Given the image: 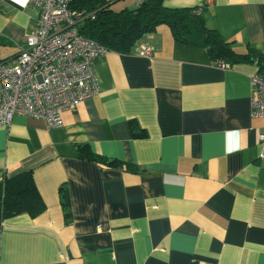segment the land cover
Listing matches in <instances>:
<instances>
[{"label": "crops", "instance_id": "0c3cea01", "mask_svg": "<svg viewBox=\"0 0 264 264\" xmlns=\"http://www.w3.org/2000/svg\"><path fill=\"white\" fill-rule=\"evenodd\" d=\"M111 1L133 10L142 0ZM203 5L237 52L264 53V0L164 1ZM38 20L28 0H0L2 59L20 51ZM142 42L151 58L138 55ZM218 63L160 25L132 53L97 58L98 92L63 112L62 126L15 115L0 127V183L32 171L46 205L0 224V264H264V119L251 117L258 67ZM131 121L145 138L132 136ZM77 144L142 171L102 169Z\"/></svg>", "mask_w": 264, "mask_h": 264}, {"label": "built area", "instance_id": "2783aa9c", "mask_svg": "<svg viewBox=\"0 0 264 264\" xmlns=\"http://www.w3.org/2000/svg\"><path fill=\"white\" fill-rule=\"evenodd\" d=\"M71 1L30 0L39 10L38 26L15 57L0 59V127L16 114L61 126L63 112L98 92L93 65L107 50L78 33L76 25L90 14L72 11ZM151 52V46L141 45L142 55ZM252 87V117L264 119L261 73L252 79Z\"/></svg>", "mask_w": 264, "mask_h": 264}, {"label": "trees", "instance_id": "16d2710c", "mask_svg": "<svg viewBox=\"0 0 264 264\" xmlns=\"http://www.w3.org/2000/svg\"><path fill=\"white\" fill-rule=\"evenodd\" d=\"M165 0H142L136 9L116 10L111 0H72L70 9L75 12L94 14L79 25V34L89 38L109 51L130 54L138 41L147 33L167 25L174 39L183 44H193L207 49L214 61L225 63H256L258 73L264 76V53L250 48L247 53L235 50L208 24L207 6L198 8H167ZM252 117V109H251ZM130 132L134 138H145V130L131 121ZM76 151L81 159L91 161L102 169L120 170L132 174L140 173L139 165L117 158L95 153L89 144H77ZM0 219L7 220L19 214L32 218L46 210V205L36 186L32 171H24L0 183ZM60 200L65 222L70 225L72 209L67 185L60 187Z\"/></svg>", "mask_w": 264, "mask_h": 264}, {"label": "rangeland", "instance_id": "374dc122", "mask_svg": "<svg viewBox=\"0 0 264 264\" xmlns=\"http://www.w3.org/2000/svg\"><path fill=\"white\" fill-rule=\"evenodd\" d=\"M28 2L30 3V0H28ZM142 2V1H141ZM140 2V3H141ZM69 8H70V4H69ZM198 9H200V8H198ZM116 10H118V8H116ZM75 12V11H74ZM89 16H94V14H90ZM86 18H88V17H86ZM85 19V18H84ZM83 19V20H84ZM83 20H81L77 25H76V27H77V30H78V25L83 21ZM161 26H164V25H161ZM78 33H79V31H78ZM82 36V35H81ZM25 37H26V35H25ZM82 37H84V36H82ZM84 38H86V37H84ZM89 39V38H88ZM141 40V39H140ZM139 40V41H140ZM138 41V42H139ZM95 42V41H94ZM97 43V42H96ZM144 42H142V43H139V45L137 46V53H138V55H140V56H142V57H146V58H151L152 56H153V52H154V48H153V46H151L150 44H148V43H146V44H148L149 46H151L152 47V52H151V55L150 56H145V55H142L141 54V45L143 44ZM98 44V43H97ZM137 45V44H136ZM101 46V45H100ZM103 47V46H102ZM105 48V47H104ZM135 48H136V46H135ZM134 48V49H135ZM106 49V48H105ZM107 50V49H106ZM20 52V51H19ZM18 52V53H19ZM109 52V50H107V52L106 53H108ZM133 52V51H132ZM17 53V54H18ZM105 53V54H106ZM16 54V55H17ZM16 55H14V56H12V57H9V58H7V59H2L1 57H0V59L1 60H3V61H5V60H8V59H11V58H13V57H15ZM104 55V54H103ZM100 56H102V55H100ZM100 56H98V57H100ZM97 57V58H98ZM97 58H96V60H97ZM96 60H95V62H96ZM95 62H94V64H95ZM221 65H225L224 63H223V61H221V63H220ZM93 71H94V65H93ZM96 78V77H95ZM96 82H97V80H96ZM97 85H98V83H97ZM16 115H19V114H16ZM15 116V115H14ZM14 116H13V118H14ZM28 116V115H27ZM32 117V116H31ZM12 118V119H13ZM254 118V117H253ZM38 119V118H37ZM254 119H259V118H254ZM12 122V121H11ZM45 123V122H44ZM46 124V123H45ZM63 125V124H62ZM61 125V126H62ZM46 126L48 127V128H57V127H60V126H54V127H52V126H49L48 124H46ZM1 127H3V126H1ZM1 194V196H3V192H1L0 193ZM1 196H0V199H1ZM10 219V218H9ZM3 221H5V220H2V219H0V224L3 222Z\"/></svg>", "mask_w": 264, "mask_h": 264}]
</instances>
